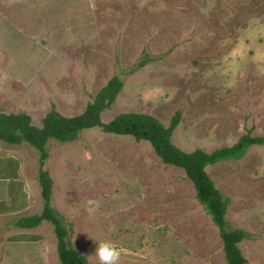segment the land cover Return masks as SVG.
<instances>
[{
  "label": "rangeland",
  "instance_id": "1",
  "mask_svg": "<svg viewBox=\"0 0 264 264\" xmlns=\"http://www.w3.org/2000/svg\"><path fill=\"white\" fill-rule=\"evenodd\" d=\"M115 75L124 86L104 123L140 113L168 126L180 111L172 142L188 153L264 137V0H0V113L36 127L51 105L73 117ZM46 151L51 206L88 264L101 240L120 264H227L184 171L148 142L94 128ZM38 171L35 149L0 142V264H60L51 224L12 225L43 210ZM206 171L230 200L229 228L250 236L247 264H264V145Z\"/></svg>",
  "mask_w": 264,
  "mask_h": 264
},
{
  "label": "trees",
  "instance_id": "2",
  "mask_svg": "<svg viewBox=\"0 0 264 264\" xmlns=\"http://www.w3.org/2000/svg\"><path fill=\"white\" fill-rule=\"evenodd\" d=\"M149 62L150 59L140 61L128 74L132 75ZM123 86L120 76H113L87 104L85 110L73 117L63 116L54 105H51L50 112L41 122V127L34 126L27 114L0 113V142L11 146L27 145L39 154L37 181L43 210L41 214L17 218L13 221L14 227L30 231L47 222L54 228L59 263L88 264L86 258L69 245L68 230L51 206L53 181L45 169V162L48 159L46 146L49 141L60 144L74 142L79 139L82 132L99 128L107 135L132 137L136 142H148L163 164L183 170L194 187L198 203L218 229L227 264H247L239 244L248 240L250 236L244 230L229 228L226 215L230 200L215 187L206 168L224 161L241 160L250 147L264 145V137H254L249 130L231 147L210 153L200 149L188 153L172 142L173 133L182 118L180 111L173 115L168 126L153 116L140 113H122L106 123L102 122V114L115 103Z\"/></svg>",
  "mask_w": 264,
  "mask_h": 264
},
{
  "label": "clouds",
  "instance_id": "3",
  "mask_svg": "<svg viewBox=\"0 0 264 264\" xmlns=\"http://www.w3.org/2000/svg\"><path fill=\"white\" fill-rule=\"evenodd\" d=\"M96 245L94 254L90 256L94 257L96 264H120L121 252L113 242L101 240Z\"/></svg>",
  "mask_w": 264,
  "mask_h": 264
},
{
  "label": "crops",
  "instance_id": "4",
  "mask_svg": "<svg viewBox=\"0 0 264 264\" xmlns=\"http://www.w3.org/2000/svg\"><path fill=\"white\" fill-rule=\"evenodd\" d=\"M2 216H3V215H0V217H2ZM12 225H13V222H12ZM13 226H14V225H13ZM15 228H16V227H15ZM18 229H19V228H18ZM2 257L4 258V255L1 256V258H0L1 260H2ZM1 260H0V261H1ZM2 261H3V260H2Z\"/></svg>",
  "mask_w": 264,
  "mask_h": 264
}]
</instances>
